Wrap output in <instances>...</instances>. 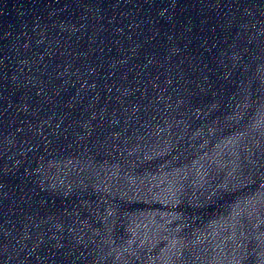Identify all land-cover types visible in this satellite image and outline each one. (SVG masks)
Listing matches in <instances>:
<instances>
[{"label": "water", "instance_id": "1", "mask_svg": "<svg viewBox=\"0 0 264 264\" xmlns=\"http://www.w3.org/2000/svg\"><path fill=\"white\" fill-rule=\"evenodd\" d=\"M0 264H264V0H0Z\"/></svg>", "mask_w": 264, "mask_h": 264}]
</instances>
